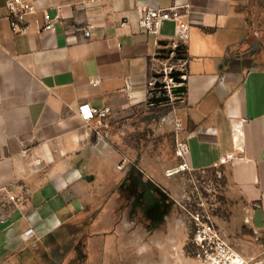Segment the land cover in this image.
I'll use <instances>...</instances> for the list:
<instances>
[{
    "label": "crops",
    "instance_id": "crops-1",
    "mask_svg": "<svg viewBox=\"0 0 264 264\" xmlns=\"http://www.w3.org/2000/svg\"><path fill=\"white\" fill-rule=\"evenodd\" d=\"M34 1L60 10L54 31L13 33L0 0V264H64L68 240L85 227L114 226L104 239L114 246L122 227L114 212L123 213L127 197L116 165L129 161L112 131L132 127L148 105L156 51L137 17L181 5L191 12L185 91L168 114L181 122L188 169L224 167L247 206L248 248L231 246L245 258L264 256V0ZM87 22L93 30L84 37ZM172 33L164 22L161 37ZM81 104L109 108L108 134L83 120Z\"/></svg>",
    "mask_w": 264,
    "mask_h": 264
},
{
    "label": "rangeland",
    "instance_id": "rangeland-1",
    "mask_svg": "<svg viewBox=\"0 0 264 264\" xmlns=\"http://www.w3.org/2000/svg\"><path fill=\"white\" fill-rule=\"evenodd\" d=\"M177 105L146 106L132 127L122 128L119 123L113 128L129 161L123 167L124 210L118 207L114 212L115 222H122V227L112 247L104 239L114 226L81 228L68 240L64 264H198L193 257L190 212L209 217L237 250L248 248L243 226L247 206L229 183L224 167L166 175L181 163L174 154L175 117L168 114ZM143 116L149 125L140 124ZM105 120L93 124L99 133H109Z\"/></svg>",
    "mask_w": 264,
    "mask_h": 264
},
{
    "label": "built area",
    "instance_id": "built-area-1",
    "mask_svg": "<svg viewBox=\"0 0 264 264\" xmlns=\"http://www.w3.org/2000/svg\"><path fill=\"white\" fill-rule=\"evenodd\" d=\"M99 0H90L98 2ZM6 9V20L13 33H26L32 26L36 25L39 31H54L62 20L60 10L54 12L39 10L34 0H3ZM191 12L188 5L170 6L167 8L146 7L140 10L137 17V24L141 30L151 35L154 40L155 53L151 57V77L148 80V93L150 98L158 99L157 103H148L147 106H164L182 103L184 91H175L183 87L185 89L186 77V59L185 48L189 40V28ZM173 23V33L161 37V25L166 22ZM122 25V24H121ZM93 30V24L87 22L82 30L84 37H89ZM163 42L164 44H160ZM171 74H174L181 82H175ZM91 83H96V79H91ZM159 83L157 87L155 84ZM131 82L125 80L123 92L129 94ZM165 97V101L160 99ZM79 115L86 122H92L100 125L110 112L109 108L97 109L87 104H81L77 107ZM175 129V148L174 154L181 163L172 169L166 171V175H172L180 170L188 169L187 160L189 148L186 141L179 137L181 122L174 119ZM22 157L25 152L20 153ZM232 153L225 154L222 163L232 159ZM128 163L122 160L116 169L122 170ZM169 174V175H168ZM8 200L16 206L23 205L22 197L16 194H9ZM189 222L192 224L191 243L193 245V257L198 264H264V256L259 258H245L236 251L223 237L221 232L214 226L209 217L198 212L189 213ZM29 228L26 234H30Z\"/></svg>",
    "mask_w": 264,
    "mask_h": 264
},
{
    "label": "water",
    "instance_id": "water-1",
    "mask_svg": "<svg viewBox=\"0 0 264 264\" xmlns=\"http://www.w3.org/2000/svg\"><path fill=\"white\" fill-rule=\"evenodd\" d=\"M160 44H164V43H163V42H160ZM171 77H173V80H174L175 82H181V80L178 79L174 74H171ZM158 85H159V83H156V84H155V87H157ZM184 90H185V89H184L183 87L178 88V89H175V91H184ZM160 100H161V101H165L166 98H165V97H162ZM158 101H159L158 99L150 98V99L148 100V103H157Z\"/></svg>",
    "mask_w": 264,
    "mask_h": 264
},
{
    "label": "bare ground",
    "instance_id": "bare-ground-1",
    "mask_svg": "<svg viewBox=\"0 0 264 264\" xmlns=\"http://www.w3.org/2000/svg\"><path fill=\"white\" fill-rule=\"evenodd\" d=\"M169 175V174H168Z\"/></svg>",
    "mask_w": 264,
    "mask_h": 264
}]
</instances>
